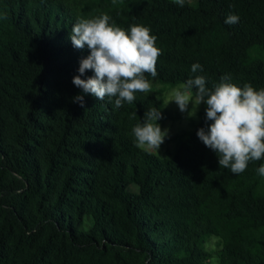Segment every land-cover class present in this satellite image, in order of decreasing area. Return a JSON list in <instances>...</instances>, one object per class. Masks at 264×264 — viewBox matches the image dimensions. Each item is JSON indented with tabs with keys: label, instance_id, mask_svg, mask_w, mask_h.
<instances>
[{
	"label": "trees",
	"instance_id": "16d2710c",
	"mask_svg": "<svg viewBox=\"0 0 264 264\" xmlns=\"http://www.w3.org/2000/svg\"><path fill=\"white\" fill-rule=\"evenodd\" d=\"M102 13L151 29L162 83L264 88V0H0V264H264V159L219 168L197 137L203 103L172 154L142 151L131 129L159 98L114 109L72 83L90 53L71 27Z\"/></svg>",
	"mask_w": 264,
	"mask_h": 264
},
{
	"label": "clouds",
	"instance_id": "9594fccd",
	"mask_svg": "<svg viewBox=\"0 0 264 264\" xmlns=\"http://www.w3.org/2000/svg\"><path fill=\"white\" fill-rule=\"evenodd\" d=\"M183 7L185 0H172ZM115 3V0H113ZM107 13L91 18H77L72 25L69 39L76 49L87 47L89 55L79 62V75L72 83L99 101L114 99V109L133 103L137 93H150L151 82L147 76L158 75L157 63L162 50L156 46L157 37L142 24H132L128 29L111 22ZM239 22V16L229 14L225 24ZM87 70L94 75L82 79ZM203 71L194 63L191 72ZM193 89L195 96L193 98ZM74 102L84 107V96L76 95ZM179 110L194 117L203 103L207 127L197 130V137L215 152L219 168L229 169L234 175L243 173L249 162L264 159V88L257 90L246 83L242 87L231 82L230 75H222L212 89L206 87V78L196 75L180 84L172 99ZM192 108L189 109V103ZM160 109H147L143 121L136 123L131 133L138 149L151 152L160 149L169 135L158 123L162 119ZM264 177V164L256 169Z\"/></svg>",
	"mask_w": 264,
	"mask_h": 264
},
{
	"label": "rangeland",
	"instance_id": "374dc122",
	"mask_svg": "<svg viewBox=\"0 0 264 264\" xmlns=\"http://www.w3.org/2000/svg\"><path fill=\"white\" fill-rule=\"evenodd\" d=\"M190 4H194L196 0H185ZM151 82L152 91L150 93L154 94L157 98L161 100V113L162 119L158 121L162 129H168L169 135L165 139L164 143L161 145L158 152L151 151L158 157L164 158L168 157L175 150L179 138L190 130L194 124L198 121V111L202 108V103L199 105L196 115L189 118L187 112L182 113L178 105L175 102H169L172 99V94L174 90L180 85V83L171 85L160 82L156 77L149 80ZM194 98V96H193ZM192 108V103H189V109ZM105 172V171H104ZM106 175V173H104ZM206 249L210 253V260H206L205 263H210L217 256L220 255V246L215 238H210L209 242L206 244Z\"/></svg>",
	"mask_w": 264,
	"mask_h": 264
}]
</instances>
